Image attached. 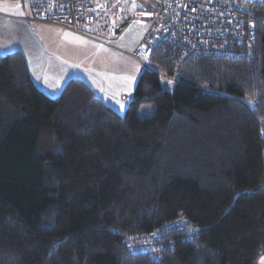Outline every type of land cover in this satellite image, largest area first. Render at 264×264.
I'll return each instance as SVG.
<instances>
[{"label":"trees","instance_id":"1","mask_svg":"<svg viewBox=\"0 0 264 264\" xmlns=\"http://www.w3.org/2000/svg\"><path fill=\"white\" fill-rule=\"evenodd\" d=\"M252 25L241 55L182 60L156 44L123 114L78 77L48 95L19 50L0 52V264H256L264 1ZM147 102L154 112L140 117ZM179 217L191 230L166 228L152 252L127 248L128 235Z\"/></svg>","mask_w":264,"mask_h":264},{"label":"built area","instance_id":"2","mask_svg":"<svg viewBox=\"0 0 264 264\" xmlns=\"http://www.w3.org/2000/svg\"><path fill=\"white\" fill-rule=\"evenodd\" d=\"M112 0H23L26 19L55 24L106 43L115 35L113 23L121 19ZM150 19L131 55L148 67L151 53L161 41L178 49L182 60L198 54L241 55L254 39L252 15L255 3L264 0H146ZM161 77L176 82L175 75ZM183 217L162 223L149 232L126 237L132 251L152 252L161 232L172 225L188 232Z\"/></svg>","mask_w":264,"mask_h":264},{"label":"crops","instance_id":"3","mask_svg":"<svg viewBox=\"0 0 264 264\" xmlns=\"http://www.w3.org/2000/svg\"><path fill=\"white\" fill-rule=\"evenodd\" d=\"M10 2L11 0H0V38L2 41L7 38L2 44L5 48L0 47V52L19 50L26 60L33 82L48 95H57L68 78L78 77L115 111L125 112L135 86L134 76L129 75L130 83L126 86L127 76L125 83L121 82L120 85L108 79V71L95 70L93 65L99 52L94 51V47L91 48L98 41L93 32L82 35L55 24L31 22L26 19V7L24 9ZM146 17L150 19V13ZM122 69L128 74L127 69ZM46 76L49 79L45 80ZM141 106H149L146 112L148 114L153 111L152 105L142 103L137 112ZM263 255L258 257L256 264H260Z\"/></svg>","mask_w":264,"mask_h":264},{"label":"rangeland","instance_id":"4","mask_svg":"<svg viewBox=\"0 0 264 264\" xmlns=\"http://www.w3.org/2000/svg\"><path fill=\"white\" fill-rule=\"evenodd\" d=\"M10 3L13 5L22 6L25 9L23 0H11ZM117 3H119V6H121V19L113 23L114 31L116 33L107 43L95 41L96 43L91 46V48L94 47V51L99 52L96 55L97 59L94 62L93 67L97 71H108V79L112 82L120 83V85L121 82L125 83L124 79L127 76L128 81L126 86H128L130 83L129 75L133 74V80H135V84L138 75L144 68L142 63L131 55V52L137 46L141 35L148 27L149 19L146 16L147 13H150V6L146 0H112L109 3H106V5L108 4L110 7H114ZM4 40L6 41L7 38H5ZM5 41H2V39L0 38V47L3 46L2 44ZM95 48H97V50ZM100 64L102 67L101 69ZM121 66L128 70V74L124 72ZM48 76L50 75L48 74ZM48 76H46L45 80L49 79ZM104 78H106V76H104ZM160 83L166 89H172L174 85L173 81L167 80L163 77H160ZM120 85L118 87H120ZM146 104L152 105L153 111L148 114L146 112L149 106H141V108L137 112L140 117L152 115L154 112V103L147 102ZM145 113L148 115H145ZM262 254H264V252ZM261 257H264V255Z\"/></svg>","mask_w":264,"mask_h":264},{"label":"snow or ice","instance_id":"5","mask_svg":"<svg viewBox=\"0 0 264 264\" xmlns=\"http://www.w3.org/2000/svg\"><path fill=\"white\" fill-rule=\"evenodd\" d=\"M260 264H264V257L261 258Z\"/></svg>","mask_w":264,"mask_h":264}]
</instances>
